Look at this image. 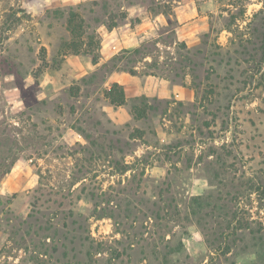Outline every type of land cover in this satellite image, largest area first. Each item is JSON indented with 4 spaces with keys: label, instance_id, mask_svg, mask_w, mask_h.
<instances>
[{
    "label": "rangeland",
    "instance_id": "1",
    "mask_svg": "<svg viewBox=\"0 0 264 264\" xmlns=\"http://www.w3.org/2000/svg\"><path fill=\"white\" fill-rule=\"evenodd\" d=\"M0 264H264V0H0Z\"/></svg>",
    "mask_w": 264,
    "mask_h": 264
},
{
    "label": "trees",
    "instance_id": "2",
    "mask_svg": "<svg viewBox=\"0 0 264 264\" xmlns=\"http://www.w3.org/2000/svg\"><path fill=\"white\" fill-rule=\"evenodd\" d=\"M105 10H108L107 5H105ZM109 17L110 23L108 24V27L114 28L117 26V19L112 17L111 13ZM89 28V25L85 24L84 18L81 17L80 13L74 10L69 11L67 29L73 37L69 45L76 54H79V52L82 51L84 44L89 45L90 43H94L93 40L95 38V33L89 32ZM83 40H85V43H83ZM106 96L112 104L117 106L125 104L127 100L124 86L119 82H114L112 84V86L106 91Z\"/></svg>",
    "mask_w": 264,
    "mask_h": 264
}]
</instances>
